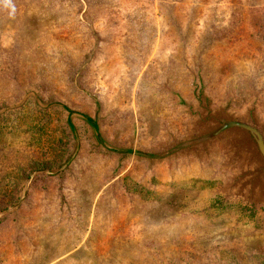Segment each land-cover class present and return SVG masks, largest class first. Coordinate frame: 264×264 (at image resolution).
I'll list each match as a JSON object with an SVG mask.
<instances>
[{"label": "rangeland", "instance_id": "rangeland-1", "mask_svg": "<svg viewBox=\"0 0 264 264\" xmlns=\"http://www.w3.org/2000/svg\"><path fill=\"white\" fill-rule=\"evenodd\" d=\"M165 1L87 0L83 6L75 0H11L12 15L0 4V19H16L0 20V207L26 188L25 199L11 208L0 229V264H264V207L233 205L237 199L228 191L223 170L229 160L222 146L155 168L129 158L118 169L116 157L96 149L89 127L76 119L81 151L70 167L53 175L43 169L58 168L74 146L66 113L43 111L33 98L11 109L34 90L46 102L61 100L93 113L94 101L74 87L76 72L88 61L79 83L100 100V123L110 140L126 145L135 137L138 147L153 148L187 137L192 119L177 94L194 100L189 78L180 84L183 89L175 86L181 76L174 59L177 42L184 45L183 26L172 20ZM193 1L206 14L221 12L217 19L233 10L238 23L264 19L259 6L264 0L185 4ZM223 38L214 42L206 35L201 45L222 56L229 48ZM221 56L207 57L208 65ZM232 60L234 70L222 73L217 85L197 72L192 81H201L215 108L228 106L245 116L255 105L264 121V56L243 50ZM96 181H124L118 208L101 211L121 222L91 220ZM169 190L171 199L162 200ZM15 213L24 220L19 228L12 227ZM15 235L21 237L17 244Z\"/></svg>", "mask_w": 264, "mask_h": 264}, {"label": "water", "instance_id": "water-1", "mask_svg": "<svg viewBox=\"0 0 264 264\" xmlns=\"http://www.w3.org/2000/svg\"><path fill=\"white\" fill-rule=\"evenodd\" d=\"M75 1L81 3L83 6L87 4V0ZM255 1L257 2V0ZM185 2L186 0H166L163 6L165 10L173 15L174 19L172 20L183 26V29L180 30V34H182L184 45L177 42V53H174L175 63L179 67L178 70L181 79L178 82L174 80V82L178 90H181L184 88V85H180L184 81V78L190 79L186 83L190 84L189 89L192 90L190 93L191 99L194 101L187 100L180 96V94H177L181 105L186 109L189 117L192 119L191 133L187 137L181 139L173 137L170 142L163 143L153 148L138 147L135 137L126 145H121L110 140L104 134L100 123L102 112L100 100L90 91L82 88L79 83V76L87 66L88 61L76 72L74 87L94 101L95 110L93 113L71 107L61 100L46 102L34 90L27 92L22 101L18 105L11 107V109L20 108L29 98H33L36 106L43 111L60 108L66 113V124L74 139L73 150L55 170L50 167L43 169L46 173L53 175L61 174L72 165L79 155L82 141L75 124V120L78 119L86 123L89 127L92 139L95 142V148L103 150V152H105L104 154L116 157L118 169H120L129 158H134L148 168H155L156 166L167 162L169 163L173 159H178L180 157L186 158L196 156L197 158H201L204 155H210L215 145H220L227 150V161L229 160V163L226 162V169L223 171L227 172L229 175L228 191L237 199L236 203H233V205L235 207L249 205L251 208L262 210V207H264V121L259 119L255 105L248 108L247 115L245 116H238L231 113L228 106L215 108L212 100L206 94L205 86L201 81L199 84H195V81H192V74L193 72H197V77L208 75L209 83L215 86L218 84L220 78H222V73H225L228 69L234 70V67H232V58L239 55L243 50L249 53H251V51H259L261 55L264 56V28L261 29L258 27H264V19H262L263 21H261V19H241L242 22L238 23L239 19H232L235 14L237 15L234 10L231 11L229 16L225 19H217L221 12L215 11V8L214 11L212 9L211 12L206 14L204 13L203 4L200 1H193L188 5H186ZM258 2H260V0H258ZM257 5L258 3L256 7H258ZM259 6L264 8V3H259ZM135 17L136 16L133 14L131 19ZM0 20L8 22L16 19ZM19 20L22 23L24 19ZM163 20L165 19L162 15L161 21ZM253 27H257V29H252ZM206 35L212 37L214 42L224 37L223 40L226 41L229 47L225 52L226 54L221 56V50L216 47L214 51L208 52L206 45H201ZM244 43H246L248 47H246ZM220 56L224 58L222 61H219V63L215 65L212 63L208 65L211 59L207 61V57L219 58ZM261 71L263 70L261 69ZM232 91L234 92V90ZM31 182L32 181H30V183ZM123 183L124 181L95 182V189L98 197L93 203L94 213L91 218V220L93 219V223L105 221L110 225V223L115 224L121 222V218L117 216L112 217L113 214L103 215L101 211H105V208L109 205L112 206V208H118L117 204L121 197L118 195L119 187H123ZM200 183L206 186L205 181H200ZM123 188L125 189V187ZM172 193L173 190H169L161 199L170 200ZM22 194L21 197L19 196L16 198V201L11 202L7 206L0 207L1 230L4 228V222L7 221L5 218L7 217L6 215L11 213V208L19 207L25 199L26 188L23 189ZM181 194L186 196L189 195V193ZM126 195H129V193ZM126 200H128V198H125L124 202H126ZM222 201L224 204H227L223 199ZM151 204H153L151 206H156L154 202ZM143 205L145 206V204ZM68 208L70 212L69 217L75 218L72 215L73 209L70 207ZM235 212H237V209ZM239 212L251 213L252 211L246 212L239 208ZM14 215L12 227L19 228L24 220L19 217V214L17 215L15 213ZM260 223L261 222L258 224ZM12 238L16 244L21 239V237L17 235ZM249 239L250 241L257 240L256 237ZM258 239L263 240V237H258ZM29 246L33 247L32 244H29ZM16 248H20L21 250V245Z\"/></svg>", "mask_w": 264, "mask_h": 264}, {"label": "clouds", "instance_id": "clouds-1", "mask_svg": "<svg viewBox=\"0 0 264 264\" xmlns=\"http://www.w3.org/2000/svg\"><path fill=\"white\" fill-rule=\"evenodd\" d=\"M0 4H3L4 6L11 8V12L9 13V15L14 14L15 8L12 5L11 0H0Z\"/></svg>", "mask_w": 264, "mask_h": 264}, {"label": "trees", "instance_id": "trees-1", "mask_svg": "<svg viewBox=\"0 0 264 264\" xmlns=\"http://www.w3.org/2000/svg\"><path fill=\"white\" fill-rule=\"evenodd\" d=\"M54 258V257H53Z\"/></svg>", "mask_w": 264, "mask_h": 264}]
</instances>
